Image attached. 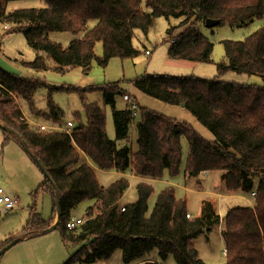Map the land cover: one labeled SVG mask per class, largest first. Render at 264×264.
<instances>
[{"label":"trees","instance_id":"1","mask_svg":"<svg viewBox=\"0 0 264 264\" xmlns=\"http://www.w3.org/2000/svg\"><path fill=\"white\" fill-rule=\"evenodd\" d=\"M11 1L17 0H0V23L12 24V30L22 33L36 53L33 61L23 64L60 74L74 68L89 71L95 60L106 66L112 58L136 57L132 31L147 33L156 18L180 20L168 31L171 59L211 63L214 45L197 32L199 23L211 19L220 20V25L240 26L264 18V0H42L43 8L7 11ZM91 20L96 25L67 47L48 38L51 32L79 33ZM177 28L185 29L174 35ZM99 42L102 58L94 52ZM223 44L226 63L218 65L214 79L145 75L133 82L157 100L184 105L212 133L213 141L205 140L186 124L145 108L139 107L138 117L131 105L118 110L115 98L125 95L118 83L101 88L103 107L84 106V118L75 117L70 134L33 130L13 97L25 101L31 114L38 116L34 95L48 88L43 120L62 126L64 113L51 96L57 89L42 81L19 78L0 67V124L5 127L0 128L2 145L22 141L33 161L35 157L44 165L50 179L45 177L37 192L51 196L55 212L57 193L59 219L55 229L61 230L65 245H81L67 264L107 260L117 250L122 252L124 264H162L149 259L154 251L162 261L173 257L177 264H207L199 257L195 240L221 223L225 264H264V84L240 85L218 79L235 72L258 75L264 81V27L244 41L226 40ZM78 91L83 100L88 91ZM106 107L112 109L115 140L106 132ZM132 128L137 135L135 152L129 144ZM182 138L189 144L186 175L219 172L228 195L255 192L254 205L231 207L220 221L214 220V210L206 203L200 217L189 219L186 200L177 199L169 187L158 195L148 216L152 186L138 184V200L121 206L129 188L127 178L108 188L98 182L95 168L120 174L130 171L149 180L161 179L166 170L172 177L178 175ZM86 200L94 202L87 208L83 224L68 230L72 210ZM35 211L30 208L24 229L29 237L50 228L56 217L47 221ZM14 239L0 242V250Z\"/></svg>","mask_w":264,"mask_h":264},{"label":"rangeland","instance_id":"2","mask_svg":"<svg viewBox=\"0 0 264 264\" xmlns=\"http://www.w3.org/2000/svg\"><path fill=\"white\" fill-rule=\"evenodd\" d=\"M145 4V3H143ZM42 0H17L7 4V11H14L28 8H43ZM179 19L156 18L150 30L145 33L140 29L132 31V44L138 51L134 58L120 59L112 58L106 66H101L96 60L92 63L89 71L81 68H74L64 74L53 71L34 70L26 67L24 62H31L35 59L36 53L31 49L24 35L19 31H9L0 38V67L7 73H11L23 79H35L47 84V87H55L57 90L52 93L54 103L64 113L62 126L68 121L75 123V117L80 115L84 118V106L96 104L104 106V93L101 88L107 85L118 83L124 94L131 95L134 102L140 107L156 112L160 115L174 119L177 122L186 124L205 140L213 141L212 133L207 130L191 111L182 106H174L157 100L140 90L133 82L145 75H168L174 77H197L211 80L218 76V65L226 63V55L223 42L244 41L254 32L264 27V18L255 19L245 25L233 26L219 24L208 27L199 23L196 30L203 37L207 38L213 45L212 62L198 63L183 60H173L169 56L171 47L168 31L171 27H177ZM96 25V21H89L86 27L79 33L51 32L48 38L56 43L67 47L72 40L82 38L86 32ZM185 28H177L174 35L180 34ZM150 51V55L146 54ZM94 52L98 58L103 56V45L97 43ZM54 64L53 60H48ZM221 81L231 82L240 85H263L262 77L258 75H240L235 72H228L218 77ZM92 88L97 90H91ZM77 91H76V90ZM78 90H87L84 99H81ZM48 88L39 89L35 95L36 110L38 116L31 114L29 107L22 99L13 97L14 104L22 111L23 120L31 128L37 129L36 124L47 123L42 115L47 111ZM116 108L125 110L129 102L124 100L122 95L117 96ZM138 110L136 117H138ZM28 118V119H27ZM36 125V126H35ZM132 128L129 137V144L132 151L137 150L136 132ZM106 132L111 140H115V129L112 116V109L106 107ZM182 159L180 172L172 177L166 170L163 177L151 182L141 181L132 172L125 175L115 171H102L97 168L96 177L101 186L108 188L122 177L127 178L129 188L120 200V204L129 205L138 200L137 186L140 183H147L152 186L153 194L148 201V216L152 212L158 195L166 188H173L177 199H185L187 210L193 217H200L203 207L209 203L214 210V220L223 221L226 211L235 206L254 205V198L248 194H237L233 196L244 197V200H228L225 184L219 172L201 174L197 177H190L185 174L187 159L189 156V144L186 138H182ZM19 146L10 143L7 146H0V188L10 197L17 199L19 205L7 215L0 216V242L9 238H19L11 249L0 257V264H67L71 257L81 248V245H65L62 240L60 229L45 234L27 236L24 229L30 216V208H35L43 219L47 221H58L54 204L49 194L37 192L38 188L45 181V176L30 155L25 152L23 161L20 160ZM232 196V195H228ZM93 200H86L72 210V218L85 220L87 208L93 205ZM190 216L189 219H192ZM54 223V224H55ZM52 224V225H54ZM223 225H219L209 233L198 237L195 240V247L199 257L207 264H225V245L222 237ZM162 263L156 251L150 254ZM165 262V261H164ZM73 264H124L122 252L117 250L111 258L98 260L93 263ZM165 264H177L173 257H168Z\"/></svg>","mask_w":264,"mask_h":264},{"label":"built area","instance_id":"3","mask_svg":"<svg viewBox=\"0 0 264 264\" xmlns=\"http://www.w3.org/2000/svg\"><path fill=\"white\" fill-rule=\"evenodd\" d=\"M12 30V24L10 23H0V38L7 32ZM146 54L150 55V51H146ZM124 100L126 102H129L131 105V110L133 112V115L136 116L138 107L135 104L134 100L128 95L125 94ZM74 124L73 122L68 121L66 123V126H61V125H51V126H46V125H38L37 129L41 131L45 130H53V131H62L66 133H71V130L73 129ZM252 197L254 198L256 196V193L253 192L251 193ZM19 205V201L17 199H14L7 195L3 189L0 188V216L1 215H7L8 213L12 212L17 206ZM122 211H124V208H122ZM188 218H190V215H187ZM83 224L82 219H76V218H71L67 222V229L68 230H75L76 228L80 227ZM224 253L226 254V250H224Z\"/></svg>","mask_w":264,"mask_h":264},{"label":"water","instance_id":"4","mask_svg":"<svg viewBox=\"0 0 264 264\" xmlns=\"http://www.w3.org/2000/svg\"><path fill=\"white\" fill-rule=\"evenodd\" d=\"M206 26L208 27H214V26H217L220 24V20H211V19H208L206 21ZM182 107H184V105H182ZM0 128H5L3 127L1 124H0ZM21 141V140H20ZM21 145L23 146L24 150L29 154L31 155V152L30 150L25 146V144L21 141ZM34 160L36 162V164L38 165V167L41 169L42 173L44 174V176L47 178V179H50L44 165L41 163L40 160H38L37 158L34 157ZM56 213H57V218L59 219V197L56 193ZM58 222V221H57ZM57 222L52 225L50 228L46 229L45 231L41 232L40 234H45V233H49L51 231H53L56 227V224ZM18 242V240H13L11 241L10 243H8L6 246H4L1 250H0V257L2 255H4L9 249H11L16 243Z\"/></svg>","mask_w":264,"mask_h":264},{"label":"crops","instance_id":"5","mask_svg":"<svg viewBox=\"0 0 264 264\" xmlns=\"http://www.w3.org/2000/svg\"><path fill=\"white\" fill-rule=\"evenodd\" d=\"M130 97H131V95H129ZM132 98V97H131ZM133 99V98H132ZM136 104V103H135ZM137 105V104H136ZM137 107H138V109H139V106L137 105ZM28 119V118H27ZM32 124H36V125H46V126H51L50 124H48V123H39V124H37V123H32ZM35 125V126H36ZM63 126H66V125H63ZM134 130V129H133ZM135 131V130H134ZM10 143H15V144H17V146H19V148H21V149H19L20 151H19V156H20V160L21 161H23L24 159H23V157H24V155H26L25 154V150H24V148L21 146V144L20 143H18V142H15V141H12V142H10ZM9 143V144H10ZM1 144H3V133H2V131L0 130V146H1ZM3 146V145H2ZM24 162V161H23ZM96 170H97V168H95V172H96ZM208 173H210V172H205V173H203V174H208ZM118 174H120V173H118ZM121 175H125V174H121ZM141 181H144V182H151V180H149V179H146V178H140V177H138ZM225 198H227L228 200H230V201H232V200H239V199H242V200H244V197H241V196H224ZM121 205V204H120ZM121 206H125V205H121ZM251 206H253V205H251ZM188 214L190 215V216H192L189 212H188ZM192 218H196V217H193L192 216ZM55 223V222H54ZM53 223V224H54ZM2 242V241H1ZM199 253V252H198ZM226 257V256H225ZM150 260H154V261H157L155 258H149ZM204 261V260H203ZM165 262H166V260H165ZM165 262L163 261L162 262V264H165ZM205 262V261H204ZM206 263V262H205Z\"/></svg>","mask_w":264,"mask_h":264}]
</instances>
